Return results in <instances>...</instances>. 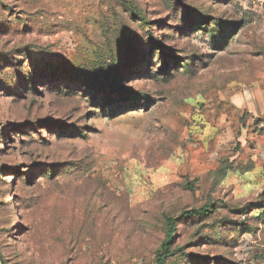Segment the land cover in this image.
<instances>
[{
	"label": "rangeland",
	"instance_id": "1",
	"mask_svg": "<svg viewBox=\"0 0 264 264\" xmlns=\"http://www.w3.org/2000/svg\"><path fill=\"white\" fill-rule=\"evenodd\" d=\"M260 101L264 0H0V264H264Z\"/></svg>",
	"mask_w": 264,
	"mask_h": 264
},
{
	"label": "trees",
	"instance_id": "2",
	"mask_svg": "<svg viewBox=\"0 0 264 264\" xmlns=\"http://www.w3.org/2000/svg\"><path fill=\"white\" fill-rule=\"evenodd\" d=\"M213 208H214V205L210 204V205H206L199 209L187 210L182 213V217L192 218V217L207 216L212 212ZM170 221H171L170 222V237H169L167 244L162 245L157 250V253H156L157 264H165L171 253L170 252V241L174 237V232L176 230V224H175V220H170Z\"/></svg>",
	"mask_w": 264,
	"mask_h": 264
},
{
	"label": "crops",
	"instance_id": "3",
	"mask_svg": "<svg viewBox=\"0 0 264 264\" xmlns=\"http://www.w3.org/2000/svg\"><path fill=\"white\" fill-rule=\"evenodd\" d=\"M240 94H237L233 97L232 100L234 106H236V108H238L239 110H248V112H253L252 107H254V104L251 99H247V97L243 93ZM258 110H260V112H264L263 101L258 102ZM254 116H256V114Z\"/></svg>",
	"mask_w": 264,
	"mask_h": 264
}]
</instances>
